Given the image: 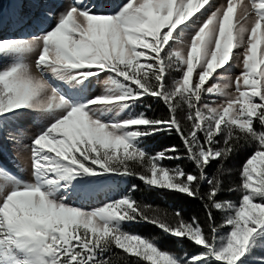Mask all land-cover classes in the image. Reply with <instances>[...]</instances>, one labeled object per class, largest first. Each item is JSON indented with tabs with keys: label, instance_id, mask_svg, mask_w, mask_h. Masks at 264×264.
I'll use <instances>...</instances> for the list:
<instances>
[{
	"label": "snow or ice",
	"instance_id": "6c2138e0",
	"mask_svg": "<svg viewBox=\"0 0 264 264\" xmlns=\"http://www.w3.org/2000/svg\"><path fill=\"white\" fill-rule=\"evenodd\" d=\"M17 2L8 22L0 12V141L16 148L11 168L0 162V264H264V0H125L111 11ZM145 99L167 117L135 111ZM163 132L186 156L141 146ZM243 146L254 151L228 189L240 198L220 200L223 161ZM184 158L195 173L163 165ZM213 161L221 168L209 177ZM125 176L202 200L204 227L140 205L135 184L95 207L78 202ZM140 221L199 250L182 257L124 229Z\"/></svg>",
	"mask_w": 264,
	"mask_h": 264
},
{
	"label": "trees",
	"instance_id": "16d2710c",
	"mask_svg": "<svg viewBox=\"0 0 264 264\" xmlns=\"http://www.w3.org/2000/svg\"><path fill=\"white\" fill-rule=\"evenodd\" d=\"M152 110L148 111V116L152 114H162L160 118H165L168 115V110L166 106L162 103H152ZM154 118V117H152ZM162 134V133H159ZM149 136L147 139L149 143L152 144H162V147L159 145L158 151H163L173 145H182V141L178 135L174 132L172 134H165L163 135L162 140H157V137ZM183 147V146H182ZM254 151V147L243 146L234 152L229 158L223 161V175H221V180L223 184V191L219 194L218 199L220 200H232L238 201L240 198V194L236 191L229 192V188H235L240 184V170L242 168L243 163L245 162L246 158L251 155ZM221 168V164L219 161H213L210 165L206 168V174L211 177L217 174V170ZM190 172L195 173L197 170L195 168L190 169ZM135 184L133 180H131L130 187ZM136 185V184H135ZM208 191V185L206 183H202L201 185V193H205ZM132 196L136 199V201L144 206H151L152 210L155 212L164 214L167 213L169 215L174 214L175 212L179 211L182 217L187 220L191 221V218L195 216L198 221L201 223V226L204 227V222L206 220L207 212L204 208V202L198 198L189 197L187 194H180L175 191H164L162 192V196L159 197L158 194L156 195L153 190L145 189L141 186H137V190L132 192ZM155 212H150L155 214ZM214 215L216 217L217 222L221 220L222 213L218 210H213ZM143 222V221H141ZM157 226H155L156 228ZM146 228V229H145ZM145 228H141V226L136 227V234H139L142 237L148 239H155V242L158 246L165 251H169L170 253H177V251L183 247L184 249L188 250L190 254H195L199 249L198 246H195L188 240L180 241L176 238H169L165 239V243H161L156 235L151 234L149 231V225L145 224ZM152 231V230H151ZM169 241V242H168ZM169 248H165V247ZM131 262L130 258L124 260H117L116 264H129Z\"/></svg>",
	"mask_w": 264,
	"mask_h": 264
},
{
	"label": "rangeland",
	"instance_id": "374dc122",
	"mask_svg": "<svg viewBox=\"0 0 264 264\" xmlns=\"http://www.w3.org/2000/svg\"><path fill=\"white\" fill-rule=\"evenodd\" d=\"M218 1H219V2H217L218 4L223 2V0H218ZM15 2H13V3H15ZM88 2H89L90 5H93L89 0H88ZM123 2H125V0H112V2H110V3H108L107 1H102L101 4H97L96 6H97V9H99V10L111 11V10H113L115 8L116 5L122 4ZM9 3H11L10 0H0V12ZM32 10L36 11V9H34V8ZM240 70H241L240 68H237V67L234 66L233 69H232V72L230 74L233 77H235L236 75L239 74ZM104 78L105 77L103 75H101L99 81L95 80L93 82V84L91 86V90L93 92H95L96 94H99L103 90V80H104ZM152 103H158V102H156L155 99H145L144 103L141 104V105H137L134 110L137 111V112L144 111V105L152 104ZM159 104H162V103H159ZM150 110H152V106L150 107ZM147 115H149V114H147ZM161 116H162V114L159 113V114H156V115L152 114L149 117L160 118ZM185 117H186V111L178 110L177 118L180 119L182 124L187 125V121H186ZM165 134H172V133L165 132ZM155 135H156L155 137H157V140H162L164 132L162 134L157 133ZM159 145L160 144L149 145V142L147 141V139H144L141 146L150 155H154V154L160 152V151H158ZM160 146L162 147V144ZM175 146H176L177 149L180 150L179 155L186 156V153L184 152V149H183L182 145L180 146V145L176 144ZM1 152H2L1 162L4 165H6L7 167L11 168L13 166V160L16 157V148H15V146L13 145V143L11 141H8V140L0 141V154H1ZM163 165L165 167H168V168H175V167H177V165H179L186 172H190L191 171L190 169L195 168L193 163L191 161H189L188 159H186V158L180 159V160H167L166 159V160L163 161ZM20 173H21V175H27V173H25L24 169H20ZM114 180H117V181H115L113 183V185H115V186L110 187L112 191H110L107 195H105V193L103 192L104 190H103L101 193L97 194V196H99L98 199H92L90 197L87 200H81V201H78V202L79 203H83L85 206H88V207H95V206H98L101 202H107V200L109 198H119L120 195L124 194L125 192H127L131 188V187H129V183H128V182H131V180H133L137 186L139 185L142 188L153 190V192L156 195L158 194L159 197L162 196V192L170 191V190H162V189H158V188H148L137 177H127V176H125V177H117V178H114ZM96 189H97V187L93 186L92 195L91 196H94V194H95L94 192H95ZM131 195H132V193H131ZM149 214L150 215H154L153 213H149ZM145 224L149 225V228H150L149 231L151 232V234L156 235V238H158V240H160L161 243H163V242L165 243V239H168L167 237L174 238V237H172V236H170L168 234H165L158 227L155 228V225H153L152 223L145 222V221H143V222L140 221L138 223H136V222H126L124 224V229L126 231H129L131 233H135L136 234V227L141 226V228H145ZM165 248H169V247H165ZM173 254H176V255H179V256H182V257L185 254H187L189 257L192 255V254H190V252L188 250L184 249L183 247H181L177 251V253H173ZM128 258L131 259V262L129 264H138V262H139V264H150V262L142 261L138 257L130 256ZM124 264H127V263H124Z\"/></svg>",
	"mask_w": 264,
	"mask_h": 264
},
{
	"label": "bare ground",
	"instance_id": "6f19581e",
	"mask_svg": "<svg viewBox=\"0 0 264 264\" xmlns=\"http://www.w3.org/2000/svg\"><path fill=\"white\" fill-rule=\"evenodd\" d=\"M10 2H11V0H10ZM216 2H219L218 0H216ZM18 4V2L16 1L15 3H13V5H17ZM19 5V4H18ZM32 11V10H31ZM16 14V13H15ZM13 16H14V14L13 15H10V14H8V17L6 18L5 16H4V20H5V22H8L9 20H11L12 18H13Z\"/></svg>",
	"mask_w": 264,
	"mask_h": 264
}]
</instances>
